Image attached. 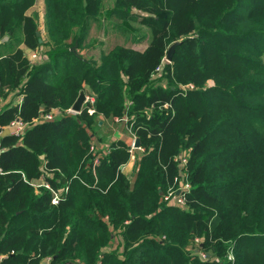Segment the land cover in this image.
I'll use <instances>...</instances> for the list:
<instances>
[{
	"label": "trees",
	"instance_id": "1",
	"mask_svg": "<svg viewBox=\"0 0 264 264\" xmlns=\"http://www.w3.org/2000/svg\"><path fill=\"white\" fill-rule=\"evenodd\" d=\"M36 2L0 0V45H11L1 95H24L0 110V264H264V0H45L41 42L27 14ZM103 19L126 31L140 21L148 46L116 45L99 61L72 49ZM22 45L48 49L33 63ZM81 91L95 101L67 113ZM15 117L30 124L20 137L5 132ZM115 117L145 149L133 178L122 170L129 142L104 144ZM185 149L182 207L164 197ZM41 176L57 204L31 184ZM196 237L208 259L189 249Z\"/></svg>",
	"mask_w": 264,
	"mask_h": 264
},
{
	"label": "rangeland",
	"instance_id": "2",
	"mask_svg": "<svg viewBox=\"0 0 264 264\" xmlns=\"http://www.w3.org/2000/svg\"><path fill=\"white\" fill-rule=\"evenodd\" d=\"M112 5V2H108L106 4ZM44 11H45V0H37V2L34 4L33 7H31L27 14L28 15H34L38 14L37 22L39 25L40 30V36L41 39H46V28H45V22H44ZM3 45H0V53L6 52V50L11 46L8 42V37L3 38ZM149 34L147 32V28L145 26H142L140 21L136 20H129L127 24V31L125 28H122L120 23H116V21L111 20H101V21H95L91 22L88 33L85 36V39L83 40V46H78L77 44L74 45L72 48L77 50L79 54L83 55L84 57L88 59H93L95 61H99L102 53L109 51L116 45H126L131 46L137 50H143L145 49L149 44ZM2 40L0 39V43ZM21 48L24 49V54L29 59L33 57V54H41L42 57H44L42 54H44L45 50L48 49V47H44L42 50L35 49L31 50L25 47V45H22ZM46 48V49H45ZM264 59V55H263ZM42 60V59H41ZM165 61H167L165 57ZM164 61V62H165ZM264 61V60H263ZM40 62V61H32ZM213 80H208L207 85H212ZM188 86V84L183 85L182 87ZM86 91H90L88 87H86ZM84 91V92H86ZM13 92L8 94L6 97H1L0 101V110L6 106H9L12 103V97ZM120 118V117H119ZM116 117L109 119V122L104 126L103 128V134L105 142H112L114 139L113 134L120 132L121 125L119 124L120 121H116ZM7 127V126H6ZM105 146H103L104 148ZM185 151V150H183ZM130 161V160H129ZM135 166V165H134ZM135 169V167H134ZM134 175V170L132 171V176ZM133 178V177H132ZM41 179V177L39 178ZM133 180V179H132ZM35 190L38 191V186H34ZM197 238H199L197 240ZM203 238L196 237L193 240V245L189 247V249L192 252H198L199 254H205L206 258L208 259V256L204 250H197L202 246ZM118 245V242L114 241L111 244V248L114 249ZM48 260V257L46 258ZM46 263V262H45ZM43 263V264H45Z\"/></svg>",
	"mask_w": 264,
	"mask_h": 264
},
{
	"label": "built area",
	"instance_id": "3",
	"mask_svg": "<svg viewBox=\"0 0 264 264\" xmlns=\"http://www.w3.org/2000/svg\"><path fill=\"white\" fill-rule=\"evenodd\" d=\"M43 57L41 56V54H33V57L30 58L31 61H40ZM158 71V70H157ZM159 73V72H157ZM193 84H188V86L183 87L184 89L187 88H193ZM18 91H16V101L14 104V106H18V108L20 107L22 101H23V97L24 95L22 93H17ZM85 102L83 104V106L86 103H93L95 101V96L93 94H91L90 92H85ZM1 97V95H0ZM167 106V105H165ZM72 108V107H71ZM71 108H69L67 111V113H79V112H75L73 111ZM83 108V107H82ZM58 109H53L50 112H43L41 113V115L34 119V122H43V121H47V120H52L55 117L58 116L57 113ZM88 112L90 114H92L94 112V109L92 107L88 108ZM116 121H128L127 117H123V118H119L116 117ZM30 124L28 122H25L23 120H21L20 117H15L7 126L10 129V133L14 134L18 137L22 136L26 129L28 128ZM137 136L134 135L133 138L130 140L129 142V148L128 151L130 153V162H134L136 163L138 160V155L139 153H143L145 151V149L140 145L139 147L135 146V141H136ZM97 148L94 146V144L91 145V150L93 152H95V156H94V166L96 164L99 163V158H100V153L97 152L96 150ZM189 158V150L185 149V151H181L176 157L175 160L178 162L179 168H181V172L179 174L180 177L177 178L178 182H179V187L175 190H169L168 193L165 195L164 199L167 200L169 203L174 204V205H178V206H185V194L187 192L190 191V184L189 182H184V179L186 177V166H187V161ZM129 162V161H128ZM125 165L122 166V170L124 169ZM51 176V174H48ZM33 186H38V188L44 186L45 188H48L51 193H52V203L53 204H57L61 198V192L59 190H56L55 188H53L51 186V184L44 178V176H41V179L38 180H34L31 183ZM199 238H197L198 240ZM202 256V258L207 259L205 254H200ZM4 257V255H0V260ZM230 260H234V257L232 254H230L229 256ZM50 261V258L48 257L47 259L43 260V263L48 264Z\"/></svg>",
	"mask_w": 264,
	"mask_h": 264
},
{
	"label": "crops",
	"instance_id": "4",
	"mask_svg": "<svg viewBox=\"0 0 264 264\" xmlns=\"http://www.w3.org/2000/svg\"><path fill=\"white\" fill-rule=\"evenodd\" d=\"M18 93V92H17ZM13 96L12 97H14L11 101H12V103L10 104V105H12V104H14L15 103V101H16V94H12ZM0 99H1V97H0ZM1 101V100H0ZM57 113H58V116L61 114V112L59 111V110H57ZM119 124L121 125V128H120V132H118V133H115V134H113V136H114V139L116 140H118V139H123V140H126L127 142H130V140L133 138V136L135 135L132 131H131V129H129L128 128V124L126 125H124L123 126V121H120L119 122ZM123 126V127H122ZM5 132H9L10 133V129L8 128V127H6L5 128ZM105 142V141H104ZM107 143L108 142H106V143H104L106 146H107ZM104 146V145H103ZM103 146H101V148H103ZM104 149V148H103ZM136 163H134V162H128V163H126L125 164V167H124V169H123V171L126 173V174H128L129 176H131L132 177V171L134 170V165H135Z\"/></svg>",
	"mask_w": 264,
	"mask_h": 264
},
{
	"label": "water",
	"instance_id": "5",
	"mask_svg": "<svg viewBox=\"0 0 264 264\" xmlns=\"http://www.w3.org/2000/svg\"><path fill=\"white\" fill-rule=\"evenodd\" d=\"M38 35H40L39 32H37ZM39 41L41 42L42 39L40 38ZM178 42H174L173 44H171L169 46V48L167 49V53H166V57H167V60L168 61H171L172 58H173V54H174V51H175V48L177 46ZM73 49V48H72ZM85 92L84 91H81L78 98L76 99V101L74 102V104L72 105V110L75 111V112H79L81 111L82 107H83V104L85 102ZM3 132V128H0V134ZM96 143H98V140H96ZM99 144V143H98ZM141 145V139L139 137L136 138V141H135V146L136 147H139Z\"/></svg>",
	"mask_w": 264,
	"mask_h": 264
}]
</instances>
